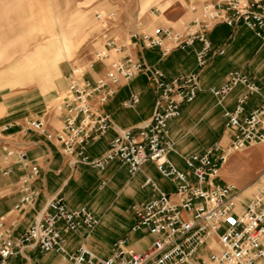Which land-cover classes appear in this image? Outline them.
<instances>
[{"label":"built area","instance_id":"1","mask_svg":"<svg viewBox=\"0 0 264 264\" xmlns=\"http://www.w3.org/2000/svg\"><path fill=\"white\" fill-rule=\"evenodd\" d=\"M188 1V10L194 18L182 30L159 27L151 34L134 31L129 35V44L125 45H120L113 37L106 38L104 49L96 53L89 64L92 68L106 63L103 74L88 80L85 72L71 70L60 98L62 127L59 131H47L42 119L30 121L26 126V132L57 143L72 166L82 165L102 172L117 163L126 167L128 175L133 177L141 172L144 164H153L158 174L174 185V192L166 194L147 179L144 187H150L157 197L132 208L134 222L130 232L150 236L149 247L135 252L129 248L127 239H121L104 258L84 246L70 253L64 235L91 231L99 225V220L85 207L71 210L62 198L55 197L18 239L0 224V264H14V258L29 249L41 254L55 253L71 264H264V173L256 180L259 188L255 196L243 208L234 202L239 194L236 186L215 184L231 154L264 145V98L245 115L247 101L260 95L262 88L240 72L232 71L221 86L209 89L218 105L236 88L244 91L238 96L234 109L223 114L228 143L185 157L187 172H182L168 157L173 152L169 123L180 117L181 106L196 100L200 92L199 73L168 78L128 54L113 61L109 59L110 54H120L125 46L159 49L166 55L172 50L186 51L197 43L200 47L195 51L196 66L197 70H203L213 54L207 36L221 24L231 28L242 25L264 45V0ZM111 17L112 14L108 18ZM103 18L102 14L95 16L97 21ZM217 54L222 55L223 51ZM143 73L148 74L156 92L151 119L141 127L119 130L102 156L90 158L88 147L99 142L112 128L109 116L101 112V107L123 83ZM138 103L139 96L133 95L122 107L132 109ZM7 130V126L3 127L0 133ZM1 151L4 161L14 159L13 165L27 172L18 180L19 201L14 210L28 208L38 197L31 183L38 177L39 169L23 149L4 144ZM11 172L8 167L1 175L6 177Z\"/></svg>","mask_w":264,"mask_h":264},{"label":"crops","instance_id":"2","mask_svg":"<svg viewBox=\"0 0 264 264\" xmlns=\"http://www.w3.org/2000/svg\"><path fill=\"white\" fill-rule=\"evenodd\" d=\"M182 1L185 6L181 2L173 4L180 8L168 22L172 29L183 28L194 18L188 10L189 1ZM68 5L69 0H0V129L8 127L6 132L0 133V224L18 239L40 218L48 201L60 197L67 208L85 207L99 220V225L91 231L64 235L70 253L84 246L104 258L112 245L121 239L128 240L131 250L142 252L149 247L151 237L143 233L146 242L142 245L136 237L142 232H130L134 222L132 208L157 197L150 187H144L147 179L169 195L174 192V185L163 179L151 163L144 164L141 172L133 177L128 175L126 167L117 163L102 172L82 165L72 166L57 143L26 132L27 123L40 119L45 120L49 132L59 131L62 127V113L57 114L54 110V78L61 75L56 86L65 90L71 69L64 70L60 65L69 59L73 43L78 40L74 35L69 37ZM55 10L66 13L57 20ZM78 17L82 24L86 23L87 14L78 13ZM207 38L213 54L203 70H197L196 66L195 51L200 47L197 43L186 51L172 50L166 55L159 49L125 46L120 54L109 57L110 60L119 59L128 54L168 78L199 73L200 92L196 100L181 106L180 117L169 123L173 152L168 157L182 172H187L185 157L201 154L213 145L228 143L223 114L234 109L244 90L236 88L218 105L209 94L210 88L221 86L229 72L238 71L262 88L260 95L247 101L245 115L258 107L264 98V45L242 25L233 28L218 25ZM219 50L223 51L222 55L217 54ZM105 65L85 66V78L95 80L104 73ZM133 95L139 96V103L132 109L123 108L122 103ZM155 100L156 92L147 73L123 83L101 107V112L109 116L112 128L99 142L88 147L87 155L92 159L99 158L119 130L146 124L152 117ZM4 144L25 150L27 158L39 169L38 177L31 183L38 197L30 207L20 211L14 210L19 201L16 189L18 180L27 172L14 166V159L4 161L1 151ZM8 167L11 174L2 176L1 172ZM13 263L71 264L55 253L41 254L36 249L26 250L22 256L14 258Z\"/></svg>","mask_w":264,"mask_h":264},{"label":"rangeland","instance_id":"3","mask_svg":"<svg viewBox=\"0 0 264 264\" xmlns=\"http://www.w3.org/2000/svg\"><path fill=\"white\" fill-rule=\"evenodd\" d=\"M175 2H181L185 6L182 0H69L67 12L70 15L69 37L74 35L78 40L73 43L69 59L63 61L60 68L78 69L83 73L84 67L94 60L95 54L104 49L106 38L113 37L120 45H125L129 44L131 32L151 34L159 27L170 28L169 26L172 25L168 22L180 8L178 4L173 5ZM170 6L172 8L169 9ZM155 9L157 12H154ZM65 13L55 10L57 20ZM78 13L87 14L85 24L81 23ZM96 14H102L104 18L97 21ZM111 14L113 17L109 19ZM173 28L175 31L182 30V28ZM60 79V74L54 78L53 87L54 110L57 114L61 113L60 98L64 92L63 88L57 89L56 86ZM262 173H264V145H255L242 152L231 154L221 170L220 180L215 184L227 183L236 186L239 194L235 202L243 208L255 196L259 188L256 180ZM136 237L138 243L145 245L143 233H137Z\"/></svg>","mask_w":264,"mask_h":264},{"label":"bare ground","instance_id":"4","mask_svg":"<svg viewBox=\"0 0 264 264\" xmlns=\"http://www.w3.org/2000/svg\"><path fill=\"white\" fill-rule=\"evenodd\" d=\"M236 199H237V197L235 198V201H236ZM235 201H234V202H235ZM235 204H236V202H235Z\"/></svg>","mask_w":264,"mask_h":264}]
</instances>
